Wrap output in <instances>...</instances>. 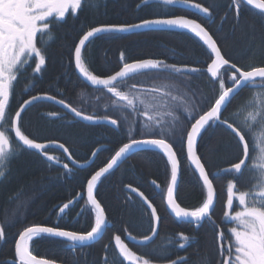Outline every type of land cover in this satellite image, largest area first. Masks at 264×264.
<instances>
[{"label":"trees","instance_id":"obj_1","mask_svg":"<svg viewBox=\"0 0 264 264\" xmlns=\"http://www.w3.org/2000/svg\"><path fill=\"white\" fill-rule=\"evenodd\" d=\"M177 1L204 6L206 16L181 9ZM179 16L203 25L231 64L243 70L264 67V14L241 0H81L62 18L49 21L38 40L43 68L26 81L30 90L15 98L10 124L21 104L40 94H49L92 120L114 124L80 122L48 101L32 104L21 116L19 131L26 140L60 143L75 163L88 162L98 150L94 163L84 169L71 164L57 147L27 150L10 129L11 147L0 159V264H16V242L31 227L91 232L98 215L87 198L88 182L131 141L169 142L181 167L177 203L191 212L206 204V188L188 161L186 136L193 123L235 82V72L223 68L216 79L209 75L213 52L203 35L181 28L93 38L82 55L83 69L90 76L107 78L130 63L160 67L129 73L106 89L86 85L74 62L76 46L90 29ZM253 91L252 86L243 88L221 116L241 129L247 142L249 160L242 169L236 167L244 158L243 146L227 125L212 121L200 135L198 153L215 186L217 204L199 228L168 213L171 165L164 154L146 150L100 180L96 198L110 224L100 241L78 247L40 235L31 242L32 253L59 264H127L115 244L118 238L126 257L135 264H146L143 260L149 264H246L238 260L243 259L241 251L252 248L250 236L254 232L264 236V214L247 204L249 197L264 191L260 151L264 123L244 131L230 117L244 107ZM232 166L234 171H226ZM128 187L143 193L160 218L156 240L145 246L127 238L151 236L154 219Z\"/></svg>","mask_w":264,"mask_h":264},{"label":"water","instance_id":"obj_2","mask_svg":"<svg viewBox=\"0 0 264 264\" xmlns=\"http://www.w3.org/2000/svg\"><path fill=\"white\" fill-rule=\"evenodd\" d=\"M244 4L249 6L250 8H253L261 13L264 14V1L263 0H241ZM151 2V1H148ZM176 4L186 11H189L191 13H194L198 16H206V9L204 6L199 5L197 3L193 2H184V1H177ZM187 29V30H197L198 32L203 35L205 38V41L210 46L212 52H213V60L210 63V65L207 68V71L209 75L216 79L218 74L221 72L223 68H230L233 69L235 74L233 75L235 82L224 91L223 95L220 97V99L213 105V107L205 113L200 119L195 123V125L191 128V130L188 132L187 139H186V150L188 154V160L191 166L196 170L198 175L201 177L203 184L206 188L207 194H208V201L206 203V209L202 214H195L191 215L188 213L182 214L185 211L181 210L176 202L177 197V191L180 183V166L178 162L177 154L172 147L170 143L167 141H164L162 139H141L137 141H132L131 143L124 146L117 154L113 156V158L109 161V163L103 167L102 170H100L89 182V185L87 187V198L89 200V203L94 207L98 219L100 220V225L94 232L90 234H77V233H69L64 230H58V231H50L46 232L48 234H55L60 238H63L65 240H68L73 243H77L84 246L92 245L98 241H100L102 235L104 234L106 227H107V217L104 213V210L101 207V204L96 198V194L94 191L96 182L105 176L106 174L116 170L119 168L126 160H128L131 156L134 154L146 151V150H152V151H161L163 152L170 163L173 166V176L168 188L167 196H166V206L168 211L173 215L176 219L186 221L188 223L196 224L197 228L201 226V224L208 219L211 214L213 213L216 204H217V192L216 189L211 182L208 172L205 169L201 158L198 153V142L200 135L203 131V128L208 125L210 122L214 121L215 123L221 121V116L224 114L227 107L230 105L232 100L239 94L243 88L246 86H252L255 88L262 87L263 85H256L255 82L264 80V67H256L250 70H243L230 62H228L225 57L223 56L219 46L217 45L216 41L212 37V35L209 33V31L201 25L198 21L195 19H191L184 16L179 17H171V18H161L155 21H147L143 22L137 25H130V26H112V25H105V26H99L93 29L88 30L79 40L74 54V61H75V67L76 72L78 76L86 82L87 85H89L92 88L95 89H104L117 81H119L123 76L132 73V72H144L149 70H157L158 67H155L153 65H144L142 63H131L128 65H125L121 68L120 71L115 73L114 75L107 77V78H95L91 77L84 69L82 64V54L87 46V44L95 37L102 35V34H108V33H126V34H133V33H141L146 31H175L177 29ZM238 75V76H237ZM38 101H50L53 103H57L61 106H63L65 109H67L71 115L77 119V120H83L86 122H89L84 116L76 113L71 108L67 107L64 104L60 103L59 99H56L52 96L42 94L35 97H31L27 101H25L19 110L17 111L14 122H13V133L20 145H22L24 148L29 149L31 151L41 152L42 150L49 148V147H57L62 152L66 154L67 157H69L68 150L61 145L60 143L56 142H47V143H36L26 140L23 135L19 131V121L21 116L25 113V111L28 109L29 106H31L33 103ZM102 124H108L113 125V121H109ZM228 126L231 128L228 124ZM97 155V152L93 155L91 162L95 160ZM249 160V152L246 150V155L242 162L236 167V169H242ZM90 162V163H91ZM88 163L87 165H89ZM75 167H78L79 169L86 167L87 165H77L75 162L72 163ZM130 192L137 194L139 197L142 198V200L146 203V205L150 208L152 216L155 219V230L154 233L149 236L145 240H133L134 242L138 244H149L156 240L158 236L159 231V218L156 214L155 208L152 206L151 202L148 201L138 189L132 188ZM42 228L40 226L31 227V229H28L25 231V233L17 240L15 245V257L16 260H18L21 264H59L56 262H52L43 258H38L35 255L33 256L31 252H29V245L30 241L27 243L28 238L33 234L40 232ZM117 249L119 253L125 257V253L119 243L116 244ZM129 259V258H127Z\"/></svg>","mask_w":264,"mask_h":264},{"label":"flooded vegetation","instance_id":"obj_3","mask_svg":"<svg viewBox=\"0 0 264 264\" xmlns=\"http://www.w3.org/2000/svg\"><path fill=\"white\" fill-rule=\"evenodd\" d=\"M80 1L0 0V159L11 147V106L17 95L30 90L26 88V81L38 76L44 65L40 64L38 40L50 20L62 18ZM240 254L243 259L238 261L261 264L255 253Z\"/></svg>","mask_w":264,"mask_h":264},{"label":"bare ground","instance_id":"obj_4","mask_svg":"<svg viewBox=\"0 0 264 264\" xmlns=\"http://www.w3.org/2000/svg\"><path fill=\"white\" fill-rule=\"evenodd\" d=\"M148 1H152V0H148ZM157 1H159V0H157ZM184 2H186V1H184ZM137 24H140V23H137ZM137 24H134V25H137ZM96 28V27H95ZM75 62V61H74ZM153 66H155V65H153ZM155 67H158V66H155ZM159 69H160V67H158ZM91 77H93V76H91ZM82 80V79H81ZM86 83V82H85ZM87 85V84H86ZM89 86V85H88ZM90 87V86H89ZM264 87V86H263ZM107 88V87H106ZM106 88H104V89H106ZM224 93V92H223ZM223 93L221 94V96L223 95ZM220 96V97H221ZM220 97L218 98V100L220 99ZM28 99H30V98H28ZM27 99V100H28ZM57 99V98H56ZM26 100V101H27ZM217 100V101H218ZM216 101V102H217ZM25 102V101H24ZM23 102V103H24ZM48 102H50V101H48ZM215 102V103H216ZM22 103V104H23ZM36 103V102H35ZM51 103H53V102H51ZM60 103L61 104H64V105H66L67 107H69V108H71L72 110H74L71 106H69L68 104H66L65 102H63V101H60ZM214 103V104H215ZM21 104V105H22ZM34 104V103H33ZM54 105H56V106H58L60 109H62L64 112H66L67 114H69L71 117H73L72 115H71V113L67 110V109H65L63 106H61V105H59V104H57V103H53ZM21 107V106H20ZM19 107V108H20ZM213 107V106H212ZM211 107V108H212ZM210 108V109H211ZM209 109V110H210ZM208 110V111H209ZM227 110V109H226ZM225 110V111H226ZM76 113H78V114H80L79 112H77L76 110H74ZM207 111V112H208ZM207 112H205V113H207ZM204 113V114H205ZM203 114V115H204ZM81 115V114H80ZM202 115V116H203ZM83 116V115H82ZM201 116V117H202ZM89 122H86V121H83V120H78V121H80V122H83V123H87V124H102V123H106V122H109V121H106V120H92V119H90V118H88V117H86V116H84ZM200 119V117L193 123V125L191 126V128L195 125V123L198 121ZM220 122H222V123H224L225 125H227V127L235 134V135H237V137L239 138V140H240V142H241V144H242V146H243V149H244V157H245V155H246V150L249 152V149H248V145H247V142H246V140H245V138H244V136H243V133H242V130L241 129H239V128H237V127H235L234 125H232L231 123H229V122H227V121H224V120H222V117H221V121ZM228 124L230 125V126H232L231 128L228 126ZM207 127V125L203 128V130L205 129ZM252 127H254V126H252ZM191 128L189 129V131L191 130ZM251 128V127H250ZM188 131V132H189ZM245 131V130H244ZM188 135V134H187ZM148 139H151V138H148ZM186 139H187V136H186ZM141 140V139H140ZM135 141H137V140H135ZM165 141V140H164ZM132 142V141H131ZM131 142H129V143H131ZM129 143H127V144H129ZM169 143V142H168ZM127 144H125V145H123L115 154H117L124 146H126ZM173 147V146H172ZM185 148H186V143H185ZM27 150H29V149H27ZM175 150V149H174ZM97 152V154H98V150L97 151H95L94 152V154ZM156 152H160V153H162V154H164L163 152H161V151H156ZM64 153V152H63ZM186 153H187V150H186ZM65 154V153H64ZM93 154V155H94ZM66 155V154H65ZM93 155H92V157H93ZM165 155V154H164ZM166 156V155H165ZM92 157H91V159H92ZM96 157H97V155H96ZM187 157H188V154H187ZM67 159L69 160V162L72 164L73 163V160H72V158H71V156L69 155V157H67ZM91 159L88 161V162H86V163H84V164H78V163H76L77 165H87L88 163H90L91 162ZM96 159V158H95ZM95 161V160H94ZM94 161H92L89 165H87L86 167H84V168H87V167H89V166H91L93 163H94ZM189 161V160H188ZM178 162H179V160H178ZM242 161H240L238 164H240ZM109 163V162H108ZM169 163H170V161H169ZM237 164V165H238ZM170 165H171V168H172V176H173V166H172V164L170 163ZM191 165V164H190ZM179 166H180V164H179ZM84 168H82V169H84ZM193 168V167H192ZM81 169V168H80ZM103 168H101L100 170H102ZM194 169V168H193ZM100 170H98L93 176H92V178L100 171ZM235 170V166L233 167H229L226 171H234ZM194 171L196 172V170L194 169ZM113 172V171H112ZM112 172H110V173H112ZM110 173H108V174H110ZM108 174H106L105 176H107ZM180 174H181V167H180ZM196 174L198 175V173L196 172ZM105 176H103L102 178H100L97 182H96V185H95V188H94V191H95V194H96V188H97V186H98V184H99V182H100V180H102ZM208 176H209V174H208ZM198 177L200 178V180L202 181V179H201V177L198 175ZM92 178L89 180V182L92 180ZM210 178V177H209ZM171 179H172V177H171ZM210 180H211V178H210ZM89 182H88V185H89ZM212 182V181H211ZM202 183H203V181H202ZM213 183V182H212ZM88 185H87V187H88ZM214 185V184H213ZM215 187V186H214ZM132 188H130V187H128L127 188V190H131ZM86 191H87V189H86ZM168 192V191H167ZM132 193V192H131ZM141 193V192H140ZM133 195H135L136 197H138L144 204H145V206L149 209V211H150V213H152L151 212V210H150V208L146 205V203L142 200V198L141 197H139L137 194H135V193H132ZM148 201H149V199L143 194V193H141ZM207 201H208V199H207ZM176 202H177V200H176ZM207 203V202H206ZM152 204V203H151ZM248 204V206L250 207V208H253V205L251 204V201L250 202H248L247 203ZM177 205H178V207L181 209V210H183V211H185L184 213H182V214H186V215H188V213L189 214H191V215H195V214H202L204 211H205V209H206V205H204L202 208H200V209H198V210H196V211H194V212H191V211H187V210H185V209H183V208H181L180 206H179V204L177 203ZM152 206L154 207V205L152 204ZM102 207V206H101ZM94 208V207H93ZM155 208V207H154ZM166 208H167V206H166ZM102 209H103V207H102ZM95 210V209H94ZM104 210V209H103ZM155 210H156V208H155ZM167 211H168V209H167ZM104 213H105V211H104ZM168 213L171 215V213L168 211ZM156 214H157V216H158V218H159V215H158V213H157V210H156ZM106 215V214H105ZM173 218H175L173 215H171ZM107 217V216H106ZM154 217V216H153ZM154 219V218H153ZM176 219V218H175ZM180 221H182V220H180ZM183 222H186V221H183ZM154 223L156 224V222H155V219H154ZM99 225H100V220L99 219H97V222H96V225H95V227H94V229L91 231V232H89V233H86V234H90V233H92V232H94L95 230H97V228L99 227ZM108 227H110V224L108 223V219H107V227H106V230H107V228ZM40 228H42L41 229V231L40 232H37V233H33L29 238H28V240H27V243L29 242V240H32V239H35V238H37V237H39L40 235H49V236H52V237H54V238H58V239H61V240H64V241H66V242H68V243H70V244H72V245H74V246H78V247H82V246H84V245H80V244H77V243H73V242H70V241H68V240H65V239H63V238H60V237H58L57 235H55V234H48V233H46V232H50V231H58V230H60V229H55V228H50V227H44V226H40ZM159 228H160V218H159ZM29 229H31V228H29ZM28 230V229H27ZM27 230H25V231H27ZM106 230H105V232H106ZM154 230H155V225H154ZM25 231L19 236V238L25 233ZM66 232H69V233H73L74 234V232H70V231H66ZM105 232H104V234H105ZM159 232V231H158ZM154 233V232H153ZM103 234V235H104ZM103 235H102V237H103ZM101 237V238H102ZM19 238H18V240H19ZM145 239H147V238H144V239H135L134 237H128L127 238V240H128V242H130V243H132V244H135V245H138V246H145V245H148V244H138V243H136V242H134L133 240H145ZM117 243H119V241H118V238H115V244H117ZM120 244V243H119ZM150 244V243H149ZM121 255V254H120ZM122 256V255H121ZM123 257V256H122ZM125 260H126V262H127V264H135L133 261H131L130 259H127V258H125V257H123ZM53 262V261H52ZM16 264H21L18 260H16Z\"/></svg>","mask_w":264,"mask_h":264},{"label":"rangeland","instance_id":"obj_5","mask_svg":"<svg viewBox=\"0 0 264 264\" xmlns=\"http://www.w3.org/2000/svg\"><path fill=\"white\" fill-rule=\"evenodd\" d=\"M40 54H41L40 64H43L44 56L42 53ZM230 119L234 121L238 126H241L243 129L256 126L259 124V122L264 123V87L254 89L250 100L244 105V107L238 113L231 116ZM12 131H13V125H12ZM260 151L262 155L261 165H263L264 167V144L262 148L260 149ZM258 196L260 198L253 197L251 200V204L253 205L252 209L256 210L257 212L261 214L262 213L264 214V191L258 194ZM248 202H250L249 199H248ZM250 241H251V247H252L250 250H245L241 252L238 250L237 253L240 252L244 254L247 252V255L248 253H255L256 257L259 258V260L261 261V264H264V259H262V256H264V236L263 234L254 232L253 235L250 236ZM31 254L34 256V254L32 253V250H31ZM130 256L133 257L132 254H130ZM142 262L146 264L148 263L146 260H143ZM150 264H156V263H150Z\"/></svg>","mask_w":264,"mask_h":264}]
</instances>
